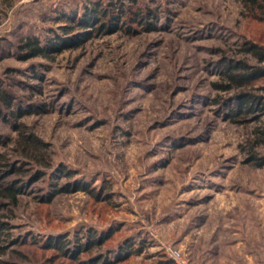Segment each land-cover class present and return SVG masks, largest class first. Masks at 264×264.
<instances>
[{
    "label": "rangeland",
    "instance_id": "obj_1",
    "mask_svg": "<svg viewBox=\"0 0 264 264\" xmlns=\"http://www.w3.org/2000/svg\"><path fill=\"white\" fill-rule=\"evenodd\" d=\"M90 1L0 2V37H7L0 80L23 108L18 118L0 113V151L13 162L24 159L13 150L14 124L21 123L46 144L52 163L21 167L28 184L10 219L16 243L4 259L71 263L44 239L85 241L95 230L111 232L102 249L128 239L141 249L123 264H177L169 248L188 264H223L200 256L213 237L222 254L234 251L232 264H264V165L252 159L264 157V115L228 116L236 90L213 86L238 59L259 64L245 47H264L261 10L244 0H119L151 14L131 32L92 35L51 58L13 54L21 35L43 40L51 29L61 32L67 21L60 11L81 14ZM253 83L261 88L264 77ZM217 97L221 103L212 101ZM39 169L46 174L30 183ZM75 180L92 193L78 189L42 201L54 184ZM242 239L246 245H227Z\"/></svg>",
    "mask_w": 264,
    "mask_h": 264
},
{
    "label": "trees",
    "instance_id": "obj_2",
    "mask_svg": "<svg viewBox=\"0 0 264 264\" xmlns=\"http://www.w3.org/2000/svg\"><path fill=\"white\" fill-rule=\"evenodd\" d=\"M244 1L249 8L258 7L262 12V18H264V0ZM0 2L4 3L6 0H0ZM150 14V10L144 15L140 8L134 10L132 7L126 8L119 0H111L106 4L102 0H92L83 7L81 14L72 9L60 11L58 16L67 21V24L60 27L61 32L51 29L53 35L47 36L43 40L35 35H21L15 44L16 53L13 54H17L19 59L37 56L51 58L52 55L64 48L77 45L92 35L110 34L125 28L131 32L135 30L133 26L136 22L143 23V20L147 19ZM128 15L132 17L129 21H127ZM147 25H150V28L153 26L152 23ZM2 40H7V37H0V42ZM245 50L252 54L259 64L252 65L245 58L238 59L226 65V69L221 70L222 81L213 83L215 88L222 91L236 90L232 97L233 101L227 103V106L230 107L228 116L232 117L241 113L264 115V86L256 88L253 83L264 77V47L249 42ZM212 101L221 103L219 97ZM4 110L8 115L16 118L23 113V108L16 104L15 97L3 87L0 80V113H3ZM262 124L264 126V120ZM14 128L17 130L18 138L17 148L13 150L21 154L24 159L20 161L21 164L18 161V163L13 162L7 151H0V264H17L4 259V256L9 246L16 243L10 231L12 227L10 219L14 217L15 206L18 205L19 197L25 193L28 184L22 178L21 167L33 162L41 164L45 169L52 167L51 159L47 156L46 144L35 134L27 132L25 125L16 123ZM260 135L262 138L264 137V129ZM31 156H35L32 157L35 161L30 160ZM252 159L257 161L258 166L264 165V157L253 156ZM44 174H46V170L39 169L30 183L38 180ZM72 174L71 171H67L64 176L70 177ZM78 189L92 193V188L88 183L75 180L65 184H54L48 194L42 196L41 199L43 202H49L58 193ZM84 236L86 237L85 241L78 237L74 241L67 240L65 235L48 236L44 239V244L60 251L66 258L71 257L72 262L66 264H123L134 251L138 253L141 250L140 248L133 249L134 244L131 239L125 240L117 247L102 249L111 236V232L108 231L89 230ZM95 249L100 251H94ZM164 264L175 263L172 259H168Z\"/></svg>",
    "mask_w": 264,
    "mask_h": 264
},
{
    "label": "crops",
    "instance_id": "obj_3",
    "mask_svg": "<svg viewBox=\"0 0 264 264\" xmlns=\"http://www.w3.org/2000/svg\"><path fill=\"white\" fill-rule=\"evenodd\" d=\"M197 232H199V231H197ZM235 232H236V230H234L233 233H235ZM217 244H219V239L217 237H213V238L209 239L208 244H207V246L208 245L209 246L206 249L203 248L204 251H201V253H200L201 254L200 256L202 257V259H207L206 262H208L209 261L208 259L214 260V258L219 257V259L220 258H223L224 259L222 261L223 264H232L231 260H229V259H232L233 258L234 251H227L225 254H222L219 250L215 249L218 246ZM237 244H245L246 245V240L245 239H242V240H232L227 245H228V247L235 248V246ZM196 246H198V244ZM192 250H195V249H192ZM241 250L240 251L238 250V251L241 252ZM242 251H243L244 257H246L249 260H251L252 252L249 249L246 250L245 248H243Z\"/></svg>",
    "mask_w": 264,
    "mask_h": 264
},
{
    "label": "built area",
    "instance_id": "obj_4",
    "mask_svg": "<svg viewBox=\"0 0 264 264\" xmlns=\"http://www.w3.org/2000/svg\"><path fill=\"white\" fill-rule=\"evenodd\" d=\"M168 253L176 260L177 264H188L180 250L169 248Z\"/></svg>",
    "mask_w": 264,
    "mask_h": 264
}]
</instances>
